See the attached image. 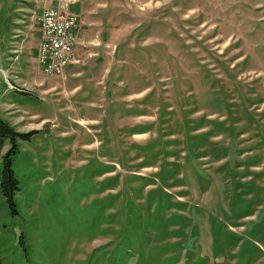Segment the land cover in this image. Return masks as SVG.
<instances>
[{
    "label": "rangeland",
    "instance_id": "1",
    "mask_svg": "<svg viewBox=\"0 0 264 264\" xmlns=\"http://www.w3.org/2000/svg\"><path fill=\"white\" fill-rule=\"evenodd\" d=\"M43 4L0 0L1 264H264V0H73L68 80Z\"/></svg>",
    "mask_w": 264,
    "mask_h": 264
},
{
    "label": "built area",
    "instance_id": "2",
    "mask_svg": "<svg viewBox=\"0 0 264 264\" xmlns=\"http://www.w3.org/2000/svg\"><path fill=\"white\" fill-rule=\"evenodd\" d=\"M72 1L47 0V5L34 18L40 29L36 63L45 77L64 78L66 68L75 62L74 33L79 20L71 10Z\"/></svg>",
    "mask_w": 264,
    "mask_h": 264
},
{
    "label": "trees",
    "instance_id": "3",
    "mask_svg": "<svg viewBox=\"0 0 264 264\" xmlns=\"http://www.w3.org/2000/svg\"><path fill=\"white\" fill-rule=\"evenodd\" d=\"M29 135L17 133L0 119V152L6 143L9 145L8 150L0 156V195L11 206L13 194L18 190L17 181L11 169L12 156L16 153L17 140H26Z\"/></svg>",
    "mask_w": 264,
    "mask_h": 264
},
{
    "label": "crops",
    "instance_id": "4",
    "mask_svg": "<svg viewBox=\"0 0 264 264\" xmlns=\"http://www.w3.org/2000/svg\"><path fill=\"white\" fill-rule=\"evenodd\" d=\"M45 3H46V0H45ZM47 4H43V8L46 6ZM73 9V10H72ZM72 11L76 14V15H78L79 13V11H78V6L77 5H75V6H72ZM76 10V11H75ZM81 18V20H79V15H78V20H79V27H80V25L83 23L84 24V26H86V27H89V26H91L92 25V23L91 22H89V21H84L83 19H82V17H80ZM74 36H75V51H74V55H75V57H74V59H75V63H73V64H71L70 66H68L67 68H66V70H65V72H64V77H65V79H69V78H74V77H77L80 73H81V69H80V67H79V63H81V61L83 60V59H81L80 57H78V54H77V49L82 45V41H81V37L83 36L82 35V32L80 31V29L79 28H77V30L75 31V33H74ZM39 37H40V32H39ZM39 40V39H38ZM83 54V53H82ZM88 56H89V54H88ZM77 59V60H76Z\"/></svg>",
    "mask_w": 264,
    "mask_h": 264
}]
</instances>
